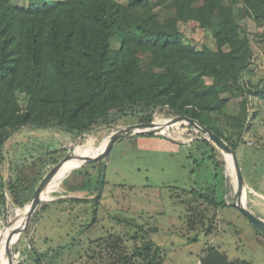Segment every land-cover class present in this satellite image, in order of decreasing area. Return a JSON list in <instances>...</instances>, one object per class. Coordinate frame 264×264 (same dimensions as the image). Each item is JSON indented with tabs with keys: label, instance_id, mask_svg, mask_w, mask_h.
<instances>
[{
	"label": "trees",
	"instance_id": "trees-1",
	"mask_svg": "<svg viewBox=\"0 0 264 264\" xmlns=\"http://www.w3.org/2000/svg\"><path fill=\"white\" fill-rule=\"evenodd\" d=\"M242 21L262 27L258 39L264 43V0H0V174L6 142L24 127L61 131L84 141L120 119L136 118L137 125L147 126L158 115H187L236 151L235 131H226L220 117L230 113L231 100H239L241 115L248 111L249 84L243 75L254 52L249 35L242 34ZM191 22L209 30L211 42L197 48L186 41L180 24ZM248 91L264 101V87ZM229 116L231 128H244L246 119ZM184 128L212 146L202 131L183 121L171 124L162 136L184 144L190 135L180 133ZM176 130L181 141L170 137ZM209 156L218 166L214 153ZM15 182L12 177L7 184L21 205ZM207 190L191 191L211 206L227 204L217 199L214 188ZM100 199L95 198L96 206ZM5 200L0 191L2 205ZM16 219L15 212L3 232ZM6 238L0 235V241ZM129 239L132 247L119 234L106 239L119 264L163 263L161 247L145 229ZM23 240L25 258L16 260L12 244L0 264H45L28 228ZM201 263L254 264L231 260L213 246Z\"/></svg>",
	"mask_w": 264,
	"mask_h": 264
},
{
	"label": "rangeland",
	"instance_id": "rangeland-1",
	"mask_svg": "<svg viewBox=\"0 0 264 264\" xmlns=\"http://www.w3.org/2000/svg\"><path fill=\"white\" fill-rule=\"evenodd\" d=\"M242 23L246 25L242 34L249 35L254 52L249 71L243 75L249 84L245 86L248 111L241 115L239 100H231L230 113L222 114L220 122L226 131H235V152L244 179L242 203L264 219V101L248 91L264 87V43L258 39L262 27L250 21ZM180 29L185 40L197 48L211 42L210 31L196 23L180 24ZM230 114L246 119L244 128H231ZM167 120L165 115H158L152 123L160 125ZM137 122L136 118H125L113 125ZM188 129L180 132L190 133L181 144L162 136L166 130L160 134L114 138L121 133L112 136L111 128L97 129L86 140L76 141L71 134L61 131L22 128L4 146L6 161L0 174V191L6 200L4 205L0 202V235H10L13 240L40 183L58 169L90 156L108 137L110 146L105 154L59 175L40 194L41 200L27 228L45 264H119L117 253H110L113 242L108 252L106 239L119 234L132 247L130 235L139 228L145 229L154 245L161 247L162 264H202V256L210 246L231 260L264 264L263 227L254 225L232 204L237 189L234 167L228 168V158L216 144L212 142L210 146L200 140L202 137L197 140L199 136ZM178 132H170V137L178 139ZM88 141L94 142L90 150ZM55 149L60 151L53 153ZM213 153L218 166L209 156ZM12 177L21 205L7 184ZM213 188L217 199L227 204L211 206L191 191L209 192L207 189ZM99 196L96 206L94 200ZM15 212L14 225L3 232L6 219H12ZM33 217L38 219L37 223ZM15 230L12 236L10 233ZM14 245L16 260L21 261L27 252L23 234Z\"/></svg>",
	"mask_w": 264,
	"mask_h": 264
},
{
	"label": "water",
	"instance_id": "water-1",
	"mask_svg": "<svg viewBox=\"0 0 264 264\" xmlns=\"http://www.w3.org/2000/svg\"><path fill=\"white\" fill-rule=\"evenodd\" d=\"M180 121L187 122V123L193 125L194 127H196L197 129H199L200 131H202L213 143H215L217 145V147L222 149L226 155H228L229 157L232 158L233 167H234V170L236 171V175H237V189H236L234 201L232 202V204L235 207H237L244 215H246L254 225L262 226L264 229V219L255 215L254 213H252L249 210V208L246 207L242 203L244 179H243L242 170H241V167H240V164H239L235 150L232 147H230L224 140H222L220 137H218L211 129H209L207 126L203 125L199 120L194 119V118H190L187 115H180V116H174L172 118H169L167 121H165L164 123H162L160 125H156L154 123H150L147 126H140L137 124L136 125H122V126L113 125L111 127V132L109 133V135H112L115 133H121V135H117V137H114V138H126L129 136H135V135L138 136V135L160 134L163 132V130H166V128H168L171 124L176 123V122H180ZM109 140L110 139L108 137H105L101 141L100 144H101V147H103V148L99 153H96V154H93V155H90V156L84 158L83 160L79 161L74 166H71V167H68L65 169L64 168L58 169L57 171L53 172L51 175H49L47 178H45L40 183V185L38 186V188L34 192L32 198L30 199L29 207H28V210L26 213V218H25L23 227L18 230L19 238H17L15 241H12L11 240L12 238H10V235H8V238L5 241V249H4L5 251L9 250L10 246L20 239V237L22 236V234L24 233V231L28 227V224L31 220L33 213H34V210H35L37 204L41 200L40 194L50 184V182L52 180H54L63 171L68 170V169H76L78 167H81V166L93 161L97 157L105 154V152L108 150V148L110 146ZM103 180H104V174H103V169H102L101 182H103ZM263 232H264V230H263Z\"/></svg>",
	"mask_w": 264,
	"mask_h": 264
},
{
	"label": "bare ground",
	"instance_id": "bare-ground-1",
	"mask_svg": "<svg viewBox=\"0 0 264 264\" xmlns=\"http://www.w3.org/2000/svg\"><path fill=\"white\" fill-rule=\"evenodd\" d=\"M87 143V142H86ZM93 141H88V149L90 148H92V146H93ZM102 148L103 147H101V144H99L95 149H94V151L90 154V155H93V154H96V153H99L101 150H102ZM89 149V150H90ZM226 157L228 158L227 160H228V168L230 169V170H232L233 169V163H232V158L231 157H229L228 155H226ZM77 164V163H76ZM76 164H72V165H69V166H66V167H64V169L65 168H68V167H71V166H74V165H76ZM71 170H73V169H68V170H65V171H63L62 173H60L59 175H61V174H63V173H66V172H68V171H71ZM58 175V176H59ZM57 176V177H58ZM56 177V178H57ZM53 181V180H52ZM51 181V182H52ZM50 182V183H51ZM28 207H29V204H28ZM28 207H27V210H28ZM26 213H27V211H26ZM25 218H26V216H25ZM25 218H24V221H25ZM23 224H24V222H23ZM22 227H23V225H22ZM21 227V228H22ZM17 238H19V234L17 233V235L15 236V238L12 240V241H15ZM7 239V238H6ZM6 239H4L3 241H0V254H1V252L5 249V241H6Z\"/></svg>",
	"mask_w": 264,
	"mask_h": 264
}]
</instances>
